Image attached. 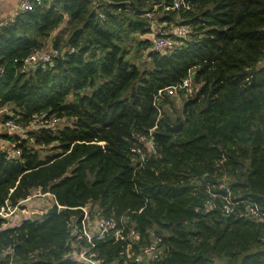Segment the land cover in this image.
Returning a JSON list of instances; mask_svg holds the SVG:
<instances>
[{
    "label": "trees",
    "instance_id": "obj_1",
    "mask_svg": "<svg viewBox=\"0 0 264 264\" xmlns=\"http://www.w3.org/2000/svg\"><path fill=\"white\" fill-rule=\"evenodd\" d=\"M173 2L104 0L94 8L92 0H43L0 23V106L12 104L23 126L33 114L65 119L27 130L34 143L0 133L21 150L12 158L0 149V206L40 188L66 208L32 209L14 226L0 218V264H77L62 258L65 223L68 208L86 204L126 216L143 242L160 235L164 255L146 264H264V222L204 207L205 185L229 170L233 194L264 208V66L255 67L264 56V0ZM151 12L160 23L178 16L191 31L172 51L149 50L150 66L140 69L119 32L125 23L150 33ZM53 33L61 55L26 68L21 59ZM190 70L199 88L175 133L168 115L157 121L153 101ZM141 136L156 154L138 166L130 148ZM8 245L12 254H4ZM119 250L113 240L98 242L105 262Z\"/></svg>",
    "mask_w": 264,
    "mask_h": 264
},
{
    "label": "built area",
    "instance_id": "obj_2",
    "mask_svg": "<svg viewBox=\"0 0 264 264\" xmlns=\"http://www.w3.org/2000/svg\"><path fill=\"white\" fill-rule=\"evenodd\" d=\"M1 1V0H0ZM43 0H19V10H30L35 5H40ZM180 6L188 7L183 0H174L172 9ZM191 28L186 24H178L173 34L157 33L150 31L149 44L150 50L166 53L172 51L182 43V40L188 36ZM69 51H74V47H70ZM61 51L57 48L40 47L33 49L26 57L22 58L23 65L36 66L40 63H47L53 58L60 56ZM197 90L194 83V71L190 70L188 74L179 82L166 86L157 91L153 106L156 108L157 116L161 115L165 98L172 97L177 93L184 96H193ZM46 118L45 113L33 114L31 120L22 125L15 121L14 118H6L0 125V133L8 135L16 134L20 138L29 139L30 143H34V138L27 136V129L39 123L40 126L52 127ZM36 129V128H35ZM154 128H151V133ZM143 144H135L130 151L136 156L138 166H142L152 155L156 154V148L151 139L144 136L139 137ZM148 140V142H145ZM19 142V141H17ZM17 142H12V150L8 155L12 158L20 156L21 150L17 147ZM207 198L204 201L206 209H218L224 215L234 214L238 217H246L254 221L264 222V208L256 201H245L238 199L230 188L226 185L211 184L205 185ZM32 196H49L53 203H56L57 213L66 209L55 200L53 194L49 192H41L37 188L33 194L24 199H20L15 204L9 200H5L0 206V218L5 223L3 227L18 225V220L22 214V205ZM72 211L69 214L66 223V251L62 258L77 264H146L150 261L160 260L163 255L162 238L160 235L152 233L147 242H143L144 237L140 230L128 223L126 216L117 219L113 214H105L101 208L92 204H86L75 208H68ZM13 222V223H12ZM113 240L120 245L119 257L110 262H105L98 251V242L101 240ZM4 253H13V248L8 245L4 248ZM35 252L30 253L29 257L33 258Z\"/></svg>",
    "mask_w": 264,
    "mask_h": 264
},
{
    "label": "rangeland",
    "instance_id": "obj_3",
    "mask_svg": "<svg viewBox=\"0 0 264 264\" xmlns=\"http://www.w3.org/2000/svg\"><path fill=\"white\" fill-rule=\"evenodd\" d=\"M104 0H92V4L94 8L96 7H101L103 4ZM92 6V7H93ZM156 9V7H154ZM159 14L157 12H151L145 14L144 18H147L148 23L152 27V30L157 32V33H168V34H173L175 31L176 25L180 24L178 16L176 19L173 20L171 23H166L162 22L160 23L158 21ZM66 24L64 23L62 27H65ZM68 34V29L67 31L63 34L62 37V43L60 44L61 46H65V40L67 38ZM120 38H121V44L123 46V49L126 50V58H128L131 62L136 64L140 69L144 68H149L150 62L147 57V52L150 50V44H144V41L147 39L149 41L150 33L142 34L139 30L138 31H132L129 29L126 24H123V27L121 28V31L119 32ZM55 38V33H53L51 36H49L45 41H44V46L45 48L53 47V41ZM65 48V47H64ZM63 48V49H64ZM261 66H264V56L263 58L255 65L256 68H259ZM26 68H31V66H26ZM195 86L197 87V90L199 88V84L195 83ZM196 90V91H197ZM190 98L189 96H184L182 93H177L172 97L166 98V103L163 106V110L161 112L160 116H157V121L161 119L164 115H168L169 118L171 119V122L173 123L172 126H175L177 124H181V132L183 130V127L185 126V117L183 113V108L185 102ZM71 99V97L69 98ZM12 104H6L3 106H0V125L5 120L6 118H9V116L13 117L14 119H17L18 116H16L12 112ZM65 119L63 120H58L55 118H52L49 120L47 123L48 125L50 124L51 126H61L64 123ZM23 124H21L22 126ZM39 127V123L34 124V126L30 127L27 130H32ZM177 132V133H179ZM13 136L16 134H12ZM12 142L13 140L11 139H6L4 137L0 136V149H4L7 152H11L12 148ZM145 142H148L146 140ZM234 179V176H232L229 173V170H226L224 173H222V176L217 178L216 180L219 183H222L224 185H228V183ZM53 204L52 199H50L49 196H32L28 201L24 202L22 205V216H27L29 213L30 216H33L32 213H30V210L34 209L36 211H46L51 205ZM24 206V207H23ZM20 217V218H21ZM17 222V221H15ZM13 223V222H12ZM163 233V232H162ZM5 254V253H4Z\"/></svg>",
    "mask_w": 264,
    "mask_h": 264
},
{
    "label": "crops",
    "instance_id": "obj_4",
    "mask_svg": "<svg viewBox=\"0 0 264 264\" xmlns=\"http://www.w3.org/2000/svg\"><path fill=\"white\" fill-rule=\"evenodd\" d=\"M19 0H1L0 1V23L7 19H11L13 15L19 10L18 9ZM164 33V32H162ZM51 199V198H50ZM30 214L16 219V223H19L23 218H30Z\"/></svg>",
    "mask_w": 264,
    "mask_h": 264
},
{
    "label": "water",
    "instance_id": "obj_5",
    "mask_svg": "<svg viewBox=\"0 0 264 264\" xmlns=\"http://www.w3.org/2000/svg\"><path fill=\"white\" fill-rule=\"evenodd\" d=\"M181 127H182L181 124H177V125L173 126V131H174L175 133H177V132H179V131L181 130ZM57 208H58L57 204H56V203H53V204L51 205V207H49V208L47 209V212H48V213H57Z\"/></svg>",
    "mask_w": 264,
    "mask_h": 264
}]
</instances>
